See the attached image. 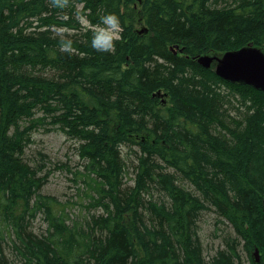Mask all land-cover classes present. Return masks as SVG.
<instances>
[{"label": "trees", "instance_id": "16d2710c", "mask_svg": "<svg viewBox=\"0 0 264 264\" xmlns=\"http://www.w3.org/2000/svg\"><path fill=\"white\" fill-rule=\"evenodd\" d=\"M107 14L123 31L98 52ZM248 46L264 0H0V264H264V93L196 62ZM46 125L78 141L98 214L42 194L24 154ZM209 212L231 232L206 256Z\"/></svg>", "mask_w": 264, "mask_h": 264}, {"label": "rangeland", "instance_id": "374dc122", "mask_svg": "<svg viewBox=\"0 0 264 264\" xmlns=\"http://www.w3.org/2000/svg\"><path fill=\"white\" fill-rule=\"evenodd\" d=\"M31 139L32 143L25 150L24 159L27 163L38 164L43 169L42 175L46 176V182L42 194L54 197L64 208L69 220L98 214L99 211L90 209V188L84 182V177L79 174L83 169V162L77 154L78 141L68 138L61 130L51 125L36 129ZM130 173L126 177L127 184L132 183L133 175ZM46 227L40 216L33 223L35 233L44 232ZM198 227L206 256H211L216 249L222 248V235L231 232L226 224L217 222L216 215L212 212L202 215ZM242 257L243 263L248 264L245 256Z\"/></svg>", "mask_w": 264, "mask_h": 264}, {"label": "water", "instance_id": "95a60500", "mask_svg": "<svg viewBox=\"0 0 264 264\" xmlns=\"http://www.w3.org/2000/svg\"><path fill=\"white\" fill-rule=\"evenodd\" d=\"M196 62L204 69H212L225 82L248 86L264 93V53L259 48L248 46L221 56L204 55L198 57ZM262 207L264 213V201ZM254 257L258 262L257 250Z\"/></svg>", "mask_w": 264, "mask_h": 264}, {"label": "clouds", "instance_id": "9594fccd", "mask_svg": "<svg viewBox=\"0 0 264 264\" xmlns=\"http://www.w3.org/2000/svg\"><path fill=\"white\" fill-rule=\"evenodd\" d=\"M51 3L54 7L63 8L68 5V0H51ZM122 31L118 16L107 14L101 17V24H98L93 30L92 48L98 52H114L115 42L120 39ZM61 48L64 51H71V42H62Z\"/></svg>", "mask_w": 264, "mask_h": 264}]
</instances>
